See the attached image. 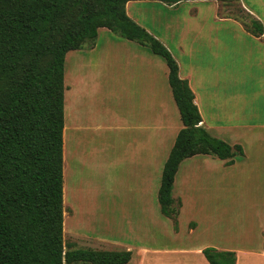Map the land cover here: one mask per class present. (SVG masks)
Masks as SVG:
<instances>
[{
	"label": "trees",
	"instance_id": "16d2710c",
	"mask_svg": "<svg viewBox=\"0 0 264 264\" xmlns=\"http://www.w3.org/2000/svg\"><path fill=\"white\" fill-rule=\"evenodd\" d=\"M130 1L178 6L204 0H0V264H127L131 251L65 250L64 70L66 56L95 42L100 28L147 46L169 69L168 81L183 128L165 162L158 202L177 215L173 189L181 163L198 155L229 160L240 146L212 137L188 82L168 48L130 18ZM239 3V0H235ZM256 37L264 26L240 5ZM249 20V23L245 22ZM179 213V212H178ZM209 264H236L235 252L207 247Z\"/></svg>",
	"mask_w": 264,
	"mask_h": 264
},
{
	"label": "crops",
	"instance_id": "0c3cea01",
	"mask_svg": "<svg viewBox=\"0 0 264 264\" xmlns=\"http://www.w3.org/2000/svg\"><path fill=\"white\" fill-rule=\"evenodd\" d=\"M148 2L167 6L154 1H130L126 4L128 16L159 39L177 61L179 77L188 82L194 93V103L202 117L201 126L212 137L232 147L240 146L243 150V154L235 156L231 163L209 155L188 158L181 163L175 182L184 164L189 162L187 171L192 181H209L215 176L221 183L236 182L244 190L248 209L241 228L224 232L220 245L148 250L143 247L133 248L127 244L122 248V251L132 253L127 264H209L202 253L207 247L235 252L236 264H264V34L256 37L246 30L242 22L218 14L217 0L187 1L207 3L211 14L193 16L191 13L186 20L188 24L183 25L175 20L172 24L175 46L171 49L140 16L143 11L148 10L144 5ZM239 2L264 26V0ZM181 4L167 7L175 9ZM257 6L263 9L255 10L254 7ZM229 22L242 24V34L249 38L255 49H229ZM168 28L170 30V25ZM111 32L100 28L95 42L101 38V34ZM95 42H91L89 49H84L87 43L75 52L91 54L102 50L103 57H107L113 71L109 79L110 93L115 99L125 103L124 131L126 148L131 151L130 164L159 165L165 157L166 162L177 135L183 128L180 112L173 101L166 62L149 49L139 47L143 45L121 37L108 35L106 43L109 49H96ZM134 43L139 45H132ZM76 60L77 68L66 72L65 61L64 70L63 152L67 181L71 158L68 147L70 134L91 129V116L77 118L78 108L75 103L79 92L89 95L94 76L88 71L80 72V68L85 65L82 57H77ZM78 142L80 144L83 140ZM79 146L73 153H79L82 158L85 147L83 148V144ZM86 184H81L82 191L87 189ZM79 188H65L64 182L66 204L69 202L68 198L77 201ZM86 197L84 204L88 201ZM182 205L181 203V208ZM196 227L197 225L194 229Z\"/></svg>",
	"mask_w": 264,
	"mask_h": 264
},
{
	"label": "rangeland",
	"instance_id": "374dc122",
	"mask_svg": "<svg viewBox=\"0 0 264 264\" xmlns=\"http://www.w3.org/2000/svg\"><path fill=\"white\" fill-rule=\"evenodd\" d=\"M217 1L218 14L241 16L237 11L238 5L244 8L240 2ZM144 5L148 10L140 16L171 49L175 46L172 31L175 20L183 25L188 24L186 20L191 13L193 16L211 14L204 2H183L175 9L153 2ZM154 7L156 10H153ZM254 8L263 9L260 6ZM245 22L249 23V20L245 19ZM241 25L229 22V49H255L249 38L242 34ZM108 35L120 37L112 32L103 33L95 42L96 49H109L106 43ZM90 46L91 42L84 49ZM139 47L149 49L147 46ZM101 52L74 51L66 58V72L77 68L76 59L82 57L85 67L80 66V72L88 71L94 77L89 95L80 92L76 95V117L85 119L91 116V129L70 134L69 181L64 166L65 188H79L82 183H87L85 191L79 188L78 202L68 198L66 204L64 199L65 250L122 251L127 244L148 250L220 245L224 232L228 229L236 231L244 224L248 205L243 188L240 189L236 182L221 183L215 176L209 181H192L188 176L187 162L173 190V208L177 210V215L172 218L163 216L158 191L166 157L159 165L130 164L131 151L126 148L124 131L125 103L110 93L109 79L113 71ZM249 66L252 68L251 63ZM78 140L83 142L79 144ZM81 144L85 147L82 158L79 153H73ZM84 197L88 198L85 204Z\"/></svg>",
	"mask_w": 264,
	"mask_h": 264
},
{
	"label": "bare ground",
	"instance_id": "6f19581e",
	"mask_svg": "<svg viewBox=\"0 0 264 264\" xmlns=\"http://www.w3.org/2000/svg\"><path fill=\"white\" fill-rule=\"evenodd\" d=\"M69 147V146H68ZM67 150V152H68V149H66ZM70 153V152H69ZM70 156V155H69ZM71 157V156H70Z\"/></svg>",
	"mask_w": 264,
	"mask_h": 264
}]
</instances>
